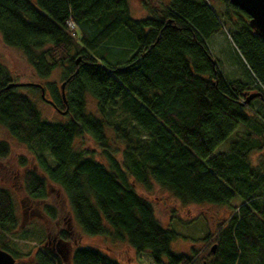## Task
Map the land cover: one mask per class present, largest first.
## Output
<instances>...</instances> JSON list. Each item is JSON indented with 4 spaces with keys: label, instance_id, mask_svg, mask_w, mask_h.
<instances>
[{
    "label": "trees",
    "instance_id": "1",
    "mask_svg": "<svg viewBox=\"0 0 264 264\" xmlns=\"http://www.w3.org/2000/svg\"><path fill=\"white\" fill-rule=\"evenodd\" d=\"M218 1L219 10L215 0H168L154 7L142 0L146 14L135 18L127 0H0L4 44L19 49L38 78L59 70L64 84L62 96L57 81L39 83L67 118L47 121L20 90L40 96V87H7L16 81L0 62V126L35 159L36 167L23 155L18 159L26 197L45 201L49 185L58 186L81 231L127 243L133 264H196L193 247L189 254L171 250L178 233L161 224L150 200L135 189L134 183L147 189L151 181L184 205L227 206L236 198L230 215L199 237L207 247L204 260L264 264V164L250 158L264 147V126L247 112L254 101L264 109V40L250 27L248 13ZM216 32L230 37L262 87L247 90L241 80L225 78L206 43ZM253 92L260 96L241 104ZM86 93L95 98L98 115L87 111ZM240 125L251 128L239 131ZM107 128L121 146L110 145ZM231 134L228 148L214 153ZM84 135L103 160L80 146ZM9 149L0 140V158ZM42 212L56 218L53 205L44 202ZM17 227L14 198L0 187V248L14 259ZM58 238L66 241L70 234L60 231ZM33 259L66 264L48 247L37 248ZM69 264L120 263L96 247L76 246Z\"/></svg>",
    "mask_w": 264,
    "mask_h": 264
},
{
    "label": "rangeland",
    "instance_id": "2",
    "mask_svg": "<svg viewBox=\"0 0 264 264\" xmlns=\"http://www.w3.org/2000/svg\"><path fill=\"white\" fill-rule=\"evenodd\" d=\"M129 5V13L132 17H144L146 14L142 0H127ZM149 5L160 6L168 2V0H147ZM214 3V0H210ZM216 10L223 7V4L215 0ZM207 46L214 60L219 64L220 72L227 79H238L250 86L256 87L253 77L249 74L247 66L232 44L230 37L226 33L216 32L206 40ZM0 62L7 67L12 78L16 82H32L43 84L47 80L57 81L60 85L58 76L59 70L54 71L47 79H40L35 75L33 69L23 54L14 47L7 46L0 36ZM22 93L31 97L41 113L42 118L52 122H63L67 118L65 115L56 110L53 105L43 100L40 94L31 93L29 88H20ZM46 98L48 95L45 94ZM87 111L97 114L96 100L89 93L85 94ZM252 110H248L249 114L257 116V120H261L264 126V109L254 101ZM129 129L136 133L138 127L129 124ZM239 131H248L250 125H240L237 127ZM109 143L112 146H121V140L113 134L111 128L106 129ZM264 134V128L262 129ZM234 134H231L221 142L214 153L225 151L228 148L229 142L233 139ZM0 140H4L9 144V153L7 156L0 158V187L8 189L15 203L16 215L18 218V227L15 234L13 248L19 252L18 258L14 264H34L33 254L37 248L47 247V238L58 237L60 231H67L70 238L65 241L60 248L64 249V261L66 264L70 262L72 250L76 246H91L104 252L107 256L116 260L120 264H133V250L125 242L113 241L107 234H86L77 225L72 216V211L68 203L65 193L56 185H49L48 197L45 201H34L26 197L22 187L23 168L19 165L18 159L20 155L27 158V164L30 167H36L33 152L30 147L18 142L10 135L6 128L0 126ZM80 146L89 148L94 151V156L99 160H103L100 156V150L95 143L84 135L80 139ZM36 151L37 148L33 146ZM41 155L51 165L54 162L51 160L46 149L42 148ZM251 161L254 164L262 162L264 164V147L261 150L253 151L250 155ZM135 189L150 200L155 215L161 224L166 228H171L178 233L176 239L172 240L170 248L173 252L191 253V247L194 248L197 255L195 257L196 264H201L204 256L207 254L206 243L201 241L199 237L207 231L213 232L217 223L224 221L227 216L233 211V204L238 200L235 198L231 204L214 205V204H181L178 199L173 197L168 191L161 188L158 184L151 181L149 188H143L139 183H134ZM53 205L56 208V218L50 220L42 212L44 204ZM107 226V225H106ZM54 243L48 246L54 250ZM53 248V249H52Z\"/></svg>",
    "mask_w": 264,
    "mask_h": 264
},
{
    "label": "water",
    "instance_id": "3",
    "mask_svg": "<svg viewBox=\"0 0 264 264\" xmlns=\"http://www.w3.org/2000/svg\"><path fill=\"white\" fill-rule=\"evenodd\" d=\"M227 3L239 7L249 16V25L253 32L264 40V0H225ZM31 82H12L7 85L10 86H22ZM41 89V97L51 104L49 99L45 98L44 90L40 84L35 83ZM63 83L60 85V90L63 96ZM260 96L259 92L250 93L247 97L241 101V104H247L253 97ZM52 105V104H51ZM60 113H64L65 110H58ZM15 260L10 253L0 248V264H14ZM201 264H207L206 261H202Z\"/></svg>",
    "mask_w": 264,
    "mask_h": 264
},
{
    "label": "flooded vegetation",
    "instance_id": "4",
    "mask_svg": "<svg viewBox=\"0 0 264 264\" xmlns=\"http://www.w3.org/2000/svg\"><path fill=\"white\" fill-rule=\"evenodd\" d=\"M47 240H48V242H46L47 247L51 244V242H53L54 246H55L54 248L56 249V253L58 255H60V257L64 260L65 251H64V249H62L60 247L63 246L65 241H60L59 238L58 237L56 238L55 236H52L51 238L48 237ZM52 251H54V250H52Z\"/></svg>",
    "mask_w": 264,
    "mask_h": 264
},
{
    "label": "bare ground",
    "instance_id": "5",
    "mask_svg": "<svg viewBox=\"0 0 264 264\" xmlns=\"http://www.w3.org/2000/svg\"><path fill=\"white\" fill-rule=\"evenodd\" d=\"M240 54V53H239ZM241 56V55H240ZM241 59H243L242 58V56H241ZM243 62H244V64L246 65V62L243 60ZM225 76V75H224ZM252 77H253V75H252ZM226 78V77H225ZM253 80H254V83H255V85H257V86H259V87H262L261 86V84L259 83V81H258V79H256V77H253ZM245 83V82H244ZM246 84V83H245ZM249 86H250V83H248V84H246V89L247 90H249ZM242 101H243V99H242ZM248 104V103H247ZM246 105V104H245Z\"/></svg>",
    "mask_w": 264,
    "mask_h": 264
},
{
    "label": "built area",
    "instance_id": "6",
    "mask_svg": "<svg viewBox=\"0 0 264 264\" xmlns=\"http://www.w3.org/2000/svg\"><path fill=\"white\" fill-rule=\"evenodd\" d=\"M68 24L72 27V25L70 23H68Z\"/></svg>",
    "mask_w": 264,
    "mask_h": 264
}]
</instances>
